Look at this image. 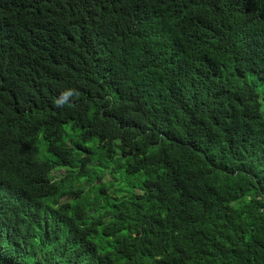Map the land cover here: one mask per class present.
<instances>
[{"label": "trees", "instance_id": "obj_1", "mask_svg": "<svg viewBox=\"0 0 264 264\" xmlns=\"http://www.w3.org/2000/svg\"><path fill=\"white\" fill-rule=\"evenodd\" d=\"M0 264H264V0H0Z\"/></svg>", "mask_w": 264, "mask_h": 264}]
</instances>
